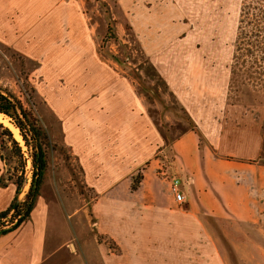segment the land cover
I'll return each mask as SVG.
<instances>
[{"label":"crops","instance_id":"obj_1","mask_svg":"<svg viewBox=\"0 0 264 264\" xmlns=\"http://www.w3.org/2000/svg\"><path fill=\"white\" fill-rule=\"evenodd\" d=\"M3 26L0 21V48H15L3 38ZM107 82H97L99 93L80 100L77 113L73 95L58 107L54 97L46 99L42 118L61 145L29 216L0 236V264H263V122L225 119L216 130L201 129L204 139L193 127H173L167 140L145 98L135 102L134 94L121 95ZM163 159L170 176L182 179V204L169 179L158 175ZM244 167L256 171L245 179L257 190L229 189L231 173ZM15 194L11 184H0V212ZM103 237L119 252L108 254Z\"/></svg>","mask_w":264,"mask_h":264},{"label":"rangeland","instance_id":"obj_2","mask_svg":"<svg viewBox=\"0 0 264 264\" xmlns=\"http://www.w3.org/2000/svg\"><path fill=\"white\" fill-rule=\"evenodd\" d=\"M18 1L15 7L10 0L0 6L3 38L17 47L0 48V87L13 92L45 131L46 99L54 97L58 107L73 95L79 104L74 112L81 111L80 100L94 99L102 88L97 82L105 79L119 94H134L135 102L137 96L145 98L167 140L173 127H193L204 139L201 129L216 130L225 119L239 125L259 119L264 126V0ZM0 122L12 130L26 159L20 193L12 200L21 203L32 181V148L9 117L0 114ZM49 133L51 159L61 142ZM11 147H0L5 157L0 156V176L16 189L10 179L21 175V167ZM165 159L158 175L168 182ZM240 171L231 173L228 188L248 192L254 184L246 174L257 173L250 167ZM80 189L93 200L86 185ZM13 213L4 224L11 223ZM256 233L264 237V231ZM103 238L108 254L119 252Z\"/></svg>","mask_w":264,"mask_h":264},{"label":"trees","instance_id":"obj_3","mask_svg":"<svg viewBox=\"0 0 264 264\" xmlns=\"http://www.w3.org/2000/svg\"><path fill=\"white\" fill-rule=\"evenodd\" d=\"M112 27H108V34L111 33ZM111 36L107 35L106 40L110 39ZM31 100V99H30ZM32 107L33 101L31 100ZM0 114L9 117L12 123L20 131L23 140L27 147L32 148L31 158L33 165V176L30 188L26 195V199L22 201L15 212L12 214L10 224L6 225L3 219L10 215L13 208L14 201L10 206L0 212V236L16 229L20 224L29 216L32 210L34 199L41 184L44 182L45 174L48 169L49 162V151L48 148L51 146L50 137L47 131H45L39 122L33 117L30 110H28L23 102L10 90L0 87ZM32 144V145H31ZM10 148L12 153L17 156L19 165L21 167V175L15 179L10 180L16 185V193L21 190L23 184L24 173L26 170V159L22 152V146L20 142L14 137L12 130L5 127L0 122V147ZM49 146V147H48ZM0 156L3 160L5 157ZM5 178L0 176V184L7 186Z\"/></svg>","mask_w":264,"mask_h":264},{"label":"built area","instance_id":"obj_4","mask_svg":"<svg viewBox=\"0 0 264 264\" xmlns=\"http://www.w3.org/2000/svg\"><path fill=\"white\" fill-rule=\"evenodd\" d=\"M170 181V188L173 194L175 195V199L178 203L182 204L185 201V194L181 190L182 179L176 175H172L168 177Z\"/></svg>","mask_w":264,"mask_h":264},{"label":"water","instance_id":"obj_5","mask_svg":"<svg viewBox=\"0 0 264 264\" xmlns=\"http://www.w3.org/2000/svg\"><path fill=\"white\" fill-rule=\"evenodd\" d=\"M20 192H18L19 194ZM20 201H19V198H16L15 201H14V204H13V208H12V211L15 212V210L17 209L18 205H19Z\"/></svg>","mask_w":264,"mask_h":264}]
</instances>
